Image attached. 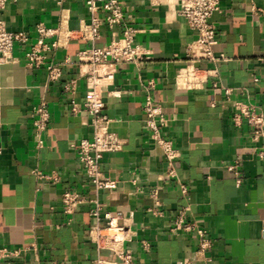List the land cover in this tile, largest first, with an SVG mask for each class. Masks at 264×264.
Masks as SVG:
<instances>
[{
	"label": "crops",
	"instance_id": "0c3cea01",
	"mask_svg": "<svg viewBox=\"0 0 264 264\" xmlns=\"http://www.w3.org/2000/svg\"><path fill=\"white\" fill-rule=\"evenodd\" d=\"M121 3L125 23L138 30L137 42L151 54L140 65L120 64L108 88L116 95L105 94L102 116L124 143L121 151L104 154L101 163L102 173L117 182L113 192L97 191L88 181L75 146L91 137L92 121L84 110L72 114L69 101L82 108L86 99L78 53L105 47L120 30L103 25L96 42L80 39L78 30L89 22L86 0H9L6 5L7 29L31 40L15 46L16 62L0 63V248L21 252L0 264L119 261L90 236L97 225L107 229L92 215L95 202L103 206L102 216L111 214L127 229L122 252L133 264H264V137L254 139L247 124L233 122L239 101L264 114V0H219L210 20L218 34L219 60L202 64L210 76L198 90L177 86L197 38L177 2ZM63 19L73 36L47 54L63 71L52 83L46 66L28 68L25 57L35 43L36 26L55 28ZM72 80L76 88L68 92L65 85ZM226 88L233 90L230 98ZM147 98L162 106L169 120L162 135L179 152L172 164L176 178L167 176L171 164L146 127ZM43 99L50 121L39 148L33 112ZM232 166L241 175L240 186ZM180 184L187 186V196ZM66 191L87 198L72 216L62 208ZM185 207L187 219L213 241L207 258L196 256L195 234L170 231L175 213Z\"/></svg>",
	"mask_w": 264,
	"mask_h": 264
},
{
	"label": "built area",
	"instance_id": "2783aa9c",
	"mask_svg": "<svg viewBox=\"0 0 264 264\" xmlns=\"http://www.w3.org/2000/svg\"><path fill=\"white\" fill-rule=\"evenodd\" d=\"M152 1L158 2L159 0ZM175 1L178 4L180 16L197 35L189 51L190 63L178 73L177 86L187 90H198L204 86L210 76L209 71L205 70L202 64L214 63L219 60L214 49L218 44V34L210 22L213 14L219 9V0ZM8 2L9 0H0V63L16 62L17 60L13 56L15 46L28 44L31 40L24 32H11L7 29L3 12ZM86 7L89 13V22L83 24L78 30L77 35L80 39L92 43L96 42L101 38L103 25H106L111 31L119 29L121 34L117 40H113L105 47H93L78 53L81 75L87 81V93L82 108L73 100L69 101V107L72 114H77L81 110L87 113L92 121V135L89 139L80 141L75 146V150L89 183L97 191L113 192L117 189V182L107 178L102 173L101 163L104 154L121 151L124 143L116 134L110 132L109 121L102 116V111L106 105L105 94H110L108 88L114 83L120 64L140 65L149 59L151 53L137 42L138 30L125 23L121 0H86ZM35 32V43L26 53V66L28 68L46 66L48 81L58 82L63 76L62 68L60 65L49 61L47 54L66 44L73 36L67 27V19H63L55 28L38 24ZM52 38H56V40L51 44L47 43V40ZM215 87L217 86L215 85ZM75 88L76 80L65 85V90L68 92H72ZM232 92L231 88L225 89L228 98ZM110 95L114 96L116 93ZM235 105L238 107V112L233 117L234 124L237 127L247 124L252 129L254 139L264 137V114L259 112L257 107L249 101H239ZM143 109L151 140L161 148L165 158L171 164L167 176L176 178L177 174L172 164L179 157V152L174 148L173 142L162 135V130L169 124L164 109L162 106L154 104L151 98L146 99ZM33 117L37 146L41 148L44 144L43 135L47 131L50 121L46 100L43 99L34 109ZM1 128L0 119V130ZM1 153L2 147L0 145ZM260 155L264 158V151ZM229 169L235 173L236 185L240 186L242 179L237 167L232 166ZM40 177L43 176L40 175ZM180 189L182 195L187 196V186L180 184ZM86 202L87 198L76 191L64 192L61 200L63 212L67 216H72L79 206ZM102 209L103 206L95 202L92 215L98 223L105 221L107 229L99 230L97 225L91 229L90 236L99 248H108L114 252L119 261L98 260L97 264H133L131 256L122 252V244L129 236L127 229L121 226L111 214L107 213L102 216ZM188 210V207L177 210L170 231L172 234L180 232L195 234L198 242L196 256L207 258L208 253L213 248V241L203 227L187 219ZM20 253L19 250L0 248V263L17 257ZM50 264L69 263L51 262ZM181 264H195V261L185 260Z\"/></svg>",
	"mask_w": 264,
	"mask_h": 264
},
{
	"label": "bare ground",
	"instance_id": "6f19581e",
	"mask_svg": "<svg viewBox=\"0 0 264 264\" xmlns=\"http://www.w3.org/2000/svg\"><path fill=\"white\" fill-rule=\"evenodd\" d=\"M113 233V231H111Z\"/></svg>",
	"mask_w": 264,
	"mask_h": 264
}]
</instances>
